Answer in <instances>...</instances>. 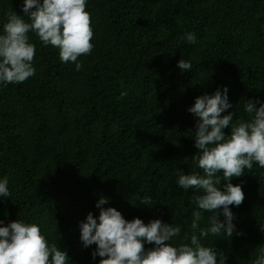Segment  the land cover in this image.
Wrapping results in <instances>:
<instances>
[{
	"label": "trees",
	"instance_id": "obj_1",
	"mask_svg": "<svg viewBox=\"0 0 264 264\" xmlns=\"http://www.w3.org/2000/svg\"><path fill=\"white\" fill-rule=\"evenodd\" d=\"M21 3L0 0V29L6 13L25 15ZM86 10L94 48L78 58L80 71L29 32L35 75L0 85V177L11 192L0 197V221L38 224L69 264L102 259L79 228L88 213L98 217L101 197L126 220L174 222L190 235L200 193L180 189L174 171L202 174L187 109L225 86L233 119L247 118L246 100L264 101V0H88ZM188 32L196 44L183 39ZM181 58L192 70L181 72ZM231 182L244 192L230 206L241 235L202 243L220 253L218 264H252L264 244V168L254 163ZM144 196L153 204L142 205Z\"/></svg>",
	"mask_w": 264,
	"mask_h": 264
},
{
	"label": "clouds",
	"instance_id": "obj_2",
	"mask_svg": "<svg viewBox=\"0 0 264 264\" xmlns=\"http://www.w3.org/2000/svg\"><path fill=\"white\" fill-rule=\"evenodd\" d=\"M87 3L88 0H22L24 16L15 11L6 13V22L0 29V85L19 84L35 75L36 46L30 42L29 32L45 47L57 48L61 63H74L75 70L80 71L83 63L78 58L89 55L94 48ZM183 39L189 44L197 43L193 32L186 33ZM177 67L188 72L192 70L191 60L181 58ZM126 96L127 92H122L117 99ZM232 107L225 86L212 95L197 96L187 109L197 118L194 146L199 151L193 158L202 174L195 170L189 174L174 171L180 189L200 193L190 201L194 206L191 234L181 237L182 226L174 222L126 220L114 207H103L108 199L101 197L95 205L98 217L90 212L79 224L83 246L96 245L93 260L98 256L102 258L99 264H218L220 253L202 241L209 236L241 235L230 206L238 207L244 192L241 185L231 181L243 176L245 169H252L254 163L264 168V101L246 100V119H233V112L228 111ZM225 129L230 131L226 134ZM218 173H222L223 183ZM10 196L9 178L0 177V197ZM140 203L150 206L153 199L144 196ZM205 213L211 215L202 226ZM146 244L153 246L146 249ZM0 264H69V258L57 243L48 241L38 224L18 219L6 226L0 221ZM252 264H264V244L259 246Z\"/></svg>",
	"mask_w": 264,
	"mask_h": 264
}]
</instances>
